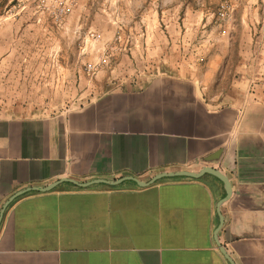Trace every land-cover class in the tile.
Here are the masks:
<instances>
[{
    "label": "crops",
    "instance_id": "1",
    "mask_svg": "<svg viewBox=\"0 0 264 264\" xmlns=\"http://www.w3.org/2000/svg\"><path fill=\"white\" fill-rule=\"evenodd\" d=\"M177 6L162 12L165 27L154 1L139 11L147 36L77 105L0 109V264H264V55L245 54L219 94L228 52L169 55L190 44L177 21L188 7ZM43 25L0 22L3 64L41 58ZM207 167L228 178V198L211 174L34 190Z\"/></svg>",
    "mask_w": 264,
    "mask_h": 264
},
{
    "label": "rangeland",
    "instance_id": "2",
    "mask_svg": "<svg viewBox=\"0 0 264 264\" xmlns=\"http://www.w3.org/2000/svg\"><path fill=\"white\" fill-rule=\"evenodd\" d=\"M153 1L155 20L165 27L162 12L171 8L173 13L181 0H0V22L44 24L39 44L41 58L26 61L14 55L13 61L4 65V46L1 47L0 109L33 105L62 111L77 105L86 84L97 73L113 71L118 54L130 53L136 36H147L144 15L138 12ZM182 2L188 8L185 13L179 11L177 21L190 44L170 46L173 52L169 51V55L200 58L217 49L228 52L230 56L217 81V92L224 94L236 85L235 74L245 54L264 55V0ZM194 10L198 16L193 15ZM195 19L198 28L186 30L184 23L193 27ZM20 27L12 32L25 34L26 27ZM30 32L35 30L26 31ZM199 43L208 46L200 47Z\"/></svg>",
    "mask_w": 264,
    "mask_h": 264
},
{
    "label": "water",
    "instance_id": "3",
    "mask_svg": "<svg viewBox=\"0 0 264 264\" xmlns=\"http://www.w3.org/2000/svg\"><path fill=\"white\" fill-rule=\"evenodd\" d=\"M205 174H211L215 177H217L219 180H221L224 185H225V189H226V192H227V197L228 198L231 193H232V190H231V187H230V183H229V180L228 178L223 175L220 171L216 170V169H213V168H204L202 171H200L199 173H193V172H179V173H164V174H160V175H157L153 180H151L149 183H143V182H140L138 181L137 179L133 178V177H129V178H126V179H122V180H119V181H106V180H96V181H92L90 183H84V184H81V183H77L75 181H72V180H63V181H60V182H57V183H54L52 185H49L47 187H43V188H35L34 190H38V191H42V192H47V191H51L53 190L55 187H57L60 183L62 182H72L74 183L75 185L79 186V187H88L90 185H93V184H100V183H105V184H109V185H118L119 183L125 181V180H133L135 182L138 183V185H141V186H147V185H151L153 183H155L156 181L162 179V178H166V177H179V176H185V177H192V178H200L202 177L203 175ZM26 191H22L20 193H18L16 196H19L23 193H25ZM15 196V197H16ZM14 198V197H13ZM225 198V199H226ZM224 199V200H225ZM222 252L224 253V255H226V252L224 251V249H222Z\"/></svg>",
    "mask_w": 264,
    "mask_h": 264
}]
</instances>
